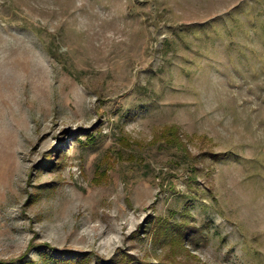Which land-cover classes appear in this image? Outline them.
Returning <instances> with one entry per match:
<instances>
[{
	"label": "rangeland",
	"instance_id": "1",
	"mask_svg": "<svg viewBox=\"0 0 264 264\" xmlns=\"http://www.w3.org/2000/svg\"><path fill=\"white\" fill-rule=\"evenodd\" d=\"M0 264H264V0H0Z\"/></svg>",
	"mask_w": 264,
	"mask_h": 264
},
{
	"label": "trees",
	"instance_id": "2",
	"mask_svg": "<svg viewBox=\"0 0 264 264\" xmlns=\"http://www.w3.org/2000/svg\"><path fill=\"white\" fill-rule=\"evenodd\" d=\"M85 260H86V259H85ZM85 260H84V261H85Z\"/></svg>",
	"mask_w": 264,
	"mask_h": 264
}]
</instances>
